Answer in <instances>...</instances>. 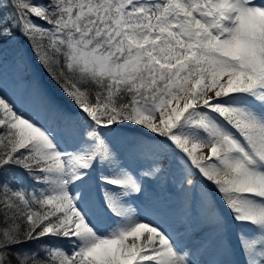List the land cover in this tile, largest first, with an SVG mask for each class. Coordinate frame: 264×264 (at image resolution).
<instances>
[{
	"label": "snow or ice",
	"instance_id": "snow-or-ice-1",
	"mask_svg": "<svg viewBox=\"0 0 264 264\" xmlns=\"http://www.w3.org/2000/svg\"><path fill=\"white\" fill-rule=\"evenodd\" d=\"M8 49L59 95L0 81V264H264V0H0Z\"/></svg>",
	"mask_w": 264,
	"mask_h": 264
},
{
	"label": "rangeland",
	"instance_id": "rangeland-1",
	"mask_svg": "<svg viewBox=\"0 0 264 264\" xmlns=\"http://www.w3.org/2000/svg\"><path fill=\"white\" fill-rule=\"evenodd\" d=\"M3 55V61L0 63V81L6 82L10 91L18 89L23 92L33 80L39 81L40 84L45 82L44 79L42 80L41 72L22 66L18 67L14 63L11 49Z\"/></svg>",
	"mask_w": 264,
	"mask_h": 264
}]
</instances>
